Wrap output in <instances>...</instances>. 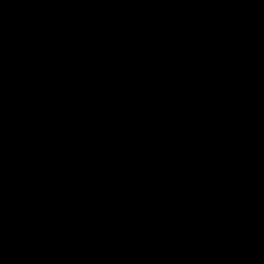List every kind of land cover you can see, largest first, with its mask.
Listing matches in <instances>:
<instances>
[{"label":"water","instance_id":"1","mask_svg":"<svg viewBox=\"0 0 264 264\" xmlns=\"http://www.w3.org/2000/svg\"><path fill=\"white\" fill-rule=\"evenodd\" d=\"M0 264H264V0H0Z\"/></svg>","mask_w":264,"mask_h":264}]
</instances>
